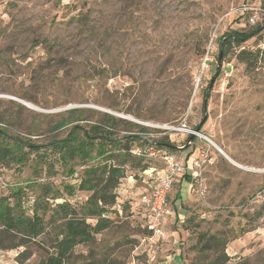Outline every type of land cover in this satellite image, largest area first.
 <instances>
[{
  "label": "rangeland",
  "instance_id": "374dc122",
  "mask_svg": "<svg viewBox=\"0 0 264 264\" xmlns=\"http://www.w3.org/2000/svg\"><path fill=\"white\" fill-rule=\"evenodd\" d=\"M258 25H264V0H0V127L10 136L46 145L66 138L72 125L101 124L111 115L154 125L152 141L167 138L182 147L186 130L200 125L210 140L197 136L175 153L194 156L198 178L186 200L173 205L183 218L165 238L147 231L140 192H129L142 191L143 179L128 170L121 191L129 198L118 194L106 216L109 228L78 246L67 264L202 263L214 257L202 248V234L226 241V264H264V61L248 67L238 59L241 50L264 52V32L218 60L225 33ZM72 109L83 110V118L76 114L73 124L53 131ZM125 129L119 124L117 135ZM163 152L144 159L160 168ZM20 155L0 166V198L14 204L21 189L28 215L46 193L48 207L62 201H52L55 195L78 208L87 201L90 193L64 192L80 183L85 166L70 177L49 148L25 147ZM51 213L44 214L48 222ZM50 245L47 234L30 244L23 264H39ZM24 250L0 249V264H19Z\"/></svg>",
  "mask_w": 264,
  "mask_h": 264
},
{
  "label": "trees",
  "instance_id": "16d2710c",
  "mask_svg": "<svg viewBox=\"0 0 264 264\" xmlns=\"http://www.w3.org/2000/svg\"><path fill=\"white\" fill-rule=\"evenodd\" d=\"M263 32L264 25H258L250 30H231L225 33L219 42V62L234 49L259 37ZM238 59L249 67L264 61V52L241 50L238 53ZM208 100L207 91L203 99L204 112H206ZM83 112L81 109L67 111L69 117L54 125L52 130L60 131L73 124L74 121H71L73 116L78 114L79 118H83ZM119 124L127 126L122 137L117 135ZM202 126H197L195 130L201 132ZM130 127L138 131L132 132L129 130ZM147 132L148 129L143 126L126 123L111 115H105L104 123L88 127L72 125L66 138L54 139L46 145H33L18 137L10 136L5 129L0 127L1 167L8 166L14 160L20 161L22 158L20 154L25 147L29 148V152L49 148L59 155V160L67 169L68 176L77 177L76 168L85 166L83 176L77 186H64L66 195L72 197L76 191L90 193L87 201L80 208L60 195L52 196L51 200L62 198V201H56L57 204L54 207H48L50 199L46 193L33 203L31 215L23 209L21 189L15 195L14 204L9 203L10 197H1L0 249L10 250L23 247L25 250L19 255V264H23L30 256L29 245L36 243L40 237L47 234L52 251H45V258L39 264L69 263L78 246L94 243L96 237L109 228L112 221L106 216L117 203V190L121 182L127 178L128 170L135 172L137 179L142 180L144 172L154 167L150 162L145 161V157L133 154L134 149L146 145V141H141L143 140L141 134ZM157 143L158 148L165 152L175 154L178 150L176 145L167 138L157 140ZM113 161L117 162L114 164ZM91 163L94 164L89 165ZM48 210L52 211L49 222L44 218ZM89 220L97 222L93 225L88 222ZM49 227L52 231H48ZM200 241L204 251H212L214 257L212 260L194 264H226L230 260L226 253L227 243L222 238L202 234Z\"/></svg>",
  "mask_w": 264,
  "mask_h": 264
},
{
  "label": "built area",
  "instance_id": "2783aa9c",
  "mask_svg": "<svg viewBox=\"0 0 264 264\" xmlns=\"http://www.w3.org/2000/svg\"><path fill=\"white\" fill-rule=\"evenodd\" d=\"M141 123V122H139ZM141 125L148 129L147 133L141 134L143 137L142 142L146 141V145L134 149L133 154L139 157H155L161 153V150L157 146V140H150V129L156 128L149 123H141ZM168 130L174 134L179 131L177 128L169 127ZM187 134L197 138H201L210 141L205 135L200 134L193 130H186ZM149 139V140H148ZM148 150V151H147ZM162 167H151L143 174V182L147 185V191L140 196V206L147 213V224L145 225L147 231L152 238H165L166 229L165 221L168 217L172 216V209L169 206V197L172 193L176 181L179 176L184 174L194 176L196 180L197 173L195 172V166L199 165V162L195 160L192 162V166L183 164L179 156L173 153L163 152L160 156ZM200 197L204 196V191H198Z\"/></svg>",
  "mask_w": 264,
  "mask_h": 264
},
{
  "label": "crops",
  "instance_id": "0c3cea01",
  "mask_svg": "<svg viewBox=\"0 0 264 264\" xmlns=\"http://www.w3.org/2000/svg\"><path fill=\"white\" fill-rule=\"evenodd\" d=\"M181 160H182L183 164L192 166V162L195 159H194V156H192V155L191 156L186 155L184 158H181ZM193 179H194V176L187 175V174H184L182 176H179V178L177 179L175 185L180 186V187L177 190L176 189L175 190L173 189V191H172L173 194L172 193L170 194V201L171 202H169V206L172 209L173 213H172V216L168 217V219L165 221V224H164L165 225V229H170L171 226L174 225L178 219L183 218L182 217V214L180 213V211L177 212L176 209L173 207V205L174 206H179V203L180 202H182L183 200H186L185 199V193H187V192L189 193L190 192L191 187L193 185ZM127 182H128V179H124L121 182V184H120V187L121 188H118V194H119L120 197L123 196V198L124 197L125 198L126 197L129 198V195H127V196L125 195V194H127L126 192L124 193V192L121 191L124 187H126V183ZM142 183L144 185V186L142 185V191H141V188H139L140 190L138 188H136L133 191V188L135 187L134 186V187H132V189L129 190V192L133 193V196H135V197H136V194L140 192V196H141L143 193H145L147 191V185H146V183H144L143 181H142ZM118 200H120V198H118ZM131 204L132 205H135L134 202H132ZM146 224H147V222H146ZM153 239H155V238H153ZM176 256H179V255H176ZM175 259H176V257H175ZM168 260H169L168 263H170L171 262V259H168ZM178 260H181V259L178 258L176 261H178Z\"/></svg>",
  "mask_w": 264,
  "mask_h": 264
},
{
  "label": "water",
  "instance_id": "95a60500",
  "mask_svg": "<svg viewBox=\"0 0 264 264\" xmlns=\"http://www.w3.org/2000/svg\"><path fill=\"white\" fill-rule=\"evenodd\" d=\"M194 140H195V139H194L193 136L189 137V139H188L186 145H184V146H182V147H177V149H178V150H185L187 147H189V145L192 144V142H193Z\"/></svg>",
  "mask_w": 264,
  "mask_h": 264
},
{
  "label": "bare ground",
  "instance_id": "6f19581e",
  "mask_svg": "<svg viewBox=\"0 0 264 264\" xmlns=\"http://www.w3.org/2000/svg\"><path fill=\"white\" fill-rule=\"evenodd\" d=\"M219 152H221L224 156L228 157V159H229V156L221 148H219Z\"/></svg>",
  "mask_w": 264,
  "mask_h": 264
}]
</instances>
